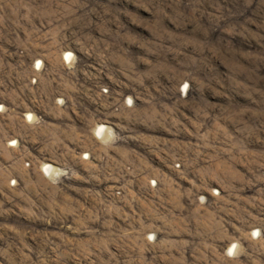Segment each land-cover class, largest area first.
Listing matches in <instances>:
<instances>
[{"label":"rangeland","instance_id":"obj_1","mask_svg":"<svg viewBox=\"0 0 264 264\" xmlns=\"http://www.w3.org/2000/svg\"><path fill=\"white\" fill-rule=\"evenodd\" d=\"M0 264H264V0H0Z\"/></svg>","mask_w":264,"mask_h":264},{"label":"bare ground","instance_id":"obj_2","mask_svg":"<svg viewBox=\"0 0 264 264\" xmlns=\"http://www.w3.org/2000/svg\"><path fill=\"white\" fill-rule=\"evenodd\" d=\"M71 54V53H70ZM70 56V55H69ZM103 129V128H102ZM49 165V164H48ZM47 167V168H46ZM46 169L48 170V171H50V172H52V173H54L55 171H56V168H54V167H50V166H47L46 165Z\"/></svg>","mask_w":264,"mask_h":264}]
</instances>
